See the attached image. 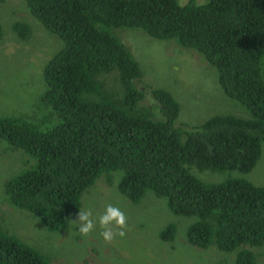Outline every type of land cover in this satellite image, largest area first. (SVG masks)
Returning a JSON list of instances; mask_svg holds the SVG:
<instances>
[{"label":"trees","instance_id":"16d2710c","mask_svg":"<svg viewBox=\"0 0 264 264\" xmlns=\"http://www.w3.org/2000/svg\"><path fill=\"white\" fill-rule=\"evenodd\" d=\"M30 13L55 33L62 47L46 63L47 90L39 108L57 122L42 130L24 117L0 116V141L37 155L39 163L4 182L9 202L35 212L55 230L81 209L82 193L105 173L122 172L119 191L133 202L147 190L167 198L176 214L196 219L189 243L233 251L264 244V185L246 178L207 183L191 172H250L264 142V0H26ZM141 27L159 39L202 53L215 65L226 94L252 116L220 114L196 130L176 126L180 105L165 89H153L164 120L136 113L144 93L136 86L138 60L112 28ZM14 30L31 36L26 21ZM4 31L0 23V41ZM119 70L124 95L103 88L100 75ZM46 127V126H42ZM186 134V135H185ZM185 135V137H184ZM111 173V174H110ZM6 195V194H5ZM176 224L162 238L172 240ZM0 264H49L31 245L0 229ZM236 264H255L251 250Z\"/></svg>","mask_w":264,"mask_h":264},{"label":"rangeland","instance_id":"374dc122","mask_svg":"<svg viewBox=\"0 0 264 264\" xmlns=\"http://www.w3.org/2000/svg\"><path fill=\"white\" fill-rule=\"evenodd\" d=\"M187 1L179 0L181 4ZM0 20L5 32L0 41V116L24 117L46 126L38 125L42 130L50 129L57 122L56 115L39 108L41 92L46 89L43 69L60 49L61 40L30 13L25 0H1ZM18 20L26 21L32 30L25 41L14 31L13 24ZM112 31L140 64L142 76L136 80L137 87L144 93L138 106L140 112L150 108L155 117H161L159 101L153 96L150 84L154 89L170 91L177 98L181 110L176 126L185 132L196 130L217 114L252 116L246 106L226 94L218 69L208 61L207 64L197 51L184 48L175 39L151 36L141 27H115ZM262 68L264 70V57ZM101 81L104 89L123 97L124 87L118 70L104 72ZM2 140L0 229L36 248L49 264H236L242 248L255 253V264H264V244H243L234 251H222L215 245L202 248L189 243L186 229L196 218L174 213L168 207L167 198L157 196L152 190H147L140 201H131L118 189L120 170L114 171L112 182L108 181L109 173H105L80 198V211L91 210L93 218L103 214L107 205L124 213V227L109 226L113 231L111 241L102 238L103 229L98 224L88 234L80 233L73 225L78 214L70 219L67 227L50 230L35 212L12 205L6 197L4 181L31 168L35 159L34 164L24 167L21 151ZM191 171L207 183L246 178L256 185H264V142L261 158L250 172L200 170L195 166ZM171 223L177 227L175 237L165 240L162 232ZM119 232L123 235H118Z\"/></svg>","mask_w":264,"mask_h":264},{"label":"clouds","instance_id":"9594fccd","mask_svg":"<svg viewBox=\"0 0 264 264\" xmlns=\"http://www.w3.org/2000/svg\"><path fill=\"white\" fill-rule=\"evenodd\" d=\"M1 1V0H0ZM189 1V0H188ZM187 1V2H188ZM25 3H26V5H27V7H28V4H27V2H26V0H25ZM29 9V8H28ZM36 18V17H35ZM37 19V18H36ZM18 21H20V20H18ZM16 22V21H15ZM14 22V23H15ZM0 23H1V25H4L3 23H2V21L0 20ZM14 25V24H13ZM3 27V26H2ZM46 29V28H45ZM47 30V29H46ZM15 31V30H14ZM48 32H51V31H49V30H47ZM16 32V31H15ZM17 33V32H16ZM51 33H53V32H51ZM4 34H5V32H4ZM18 34V33H17ZM53 34H55V33H53ZM56 35V34H55ZM57 36V35H56ZM58 37V36H57ZM3 38H4V35H3ZM58 39H59V37H58ZM62 43V42H61ZM61 47H62V45H61ZM60 47V48H61ZM184 48H188V47H185V46H183ZM189 49H191V48H189ZM194 50V49H193ZM196 51V50H195ZM198 52V51H197ZM199 53V52H198ZM56 54V53H55ZM54 54V55H55ZM203 57H204V59L206 60V62L208 61L207 59H206V57L202 54V53H200ZM53 55V56H54ZM52 56V57H53ZM51 57V58H52ZM50 58V59H51ZM49 59V60H50ZM48 60V61H49ZM47 61V62H48ZM209 62V61H208ZM208 62H207V64H208ZM210 63V62H209ZM210 64H212V63H210ZM46 65V64H45ZM213 65V64H212ZM215 66V65H214ZM216 67V66H215ZM217 68V67H216ZM114 70H117V69H114ZM119 71V70H118ZM120 73V72H119ZM103 74V73H102ZM101 74V75H102ZM101 75H100V80H101ZM141 76H142V73H141ZM141 76L140 77H138V78H141ZM120 78H121V75H120ZM137 78V79H138ZM136 79V80H137ZM136 80H135V83H136ZM46 83V82H45ZM137 86V85H136ZM149 88H150V90H151V92H152V94H153V96L159 101V109H160V112H161V117H155L154 115H153V113H152V110L150 109V108H148V109H145L144 111H139L138 110V106H139V104H138V106H137V109H136V113H138V114H145L146 116H148V117H150V118H152V119H154V118H158V119H155V120H164L165 119V116H164V113H163V104H162V102L155 96V94L153 93V87L149 84ZM156 89H163V88H156ZM47 90V84H46V89L45 90H43L41 93H43V95H44V93H45V91ZM166 90V89H165ZM168 91V90H167ZM170 92V91H169ZM171 93V92H170ZM173 95V94H172ZM174 96V95H173ZM175 97V96H174ZM176 98V97H175ZM143 99V98H142ZM176 100H177V98H176ZM178 101V100H177ZM178 103H179V101H178ZM179 105H180V103H179ZM180 110H181V107H180ZM151 113H152V116L154 117H152L151 116ZM179 114H180V112H179ZM227 114H233V113H227ZM217 115H220V114H217ZM236 115V114H235ZM215 116V115H214ZM163 117V119H160V118H162ZM179 117V116H178ZM241 117V116H240ZM246 118H250V117H246ZM10 144V143H9ZM11 145V144H10ZM13 146V145H12ZM13 147H15V146H13ZM17 148V147H16ZM20 151H21V153L23 154V156H24V163H25V166L24 167H26V166H29V165H32V164H34V159H35V164H38L39 163V160H38V157H37V155H30V154H28L26 151H24L23 149H20V148H18ZM1 151V150H0ZM34 164V165H35ZM33 165V166H34ZM32 166V167H33ZM192 166H195V165H192ZM23 167V168H24ZM195 167H197V166H195ZM198 168V167H197ZM199 169V168H198ZM27 170V169H26ZM201 170V169H200ZM205 170V169H204ZM24 171V170H23ZM23 171H21V172H23ZM20 172V173H21ZM192 172V171H191ZM19 174V173H18ZM194 174V173H193ZM17 175V174H16ZM15 176V175H14ZM14 176H12V177H14ZM12 177H10V178H12ZM198 177V176H197ZM10 178H7L4 182H6L8 179H10ZM201 179V178H200ZM99 225V227L101 228V229H103V231L100 233V235L102 236V238L105 240V241H111L112 239H113V231H112V229L109 227L110 225H116V226H118V227H124L125 226V216H124V213L119 209V208H117V207H113L112 205H107L106 206V208H105V210H104V212H103V214H100L98 217H96V218H93V214H92V211L91 210H89V211H79L78 212V215H77V219L75 220V221H73V225L76 227V228H78V231L80 232V233H82V234H88L89 232H91L95 227H96V225ZM64 228V227H63ZM60 229V228H59ZM55 230H58V229H55ZM118 235H123V232H119V233H117ZM14 238V237H13ZM16 239V238H15ZM243 244H248V243H243ZM243 244H241V245H243ZM240 245V246H241ZM250 245H252V244H250ZM239 246V247H240ZM254 246H260V245H254ZM242 249H247V248H242ZM242 249H240V250H242ZM236 250V249H235ZM239 250V251H240ZM248 250H250V249H248ZM234 251V250H233ZM238 251V252H239ZM252 251V250H251ZM253 252V251H252ZM254 253V252H253ZM238 255V254H237ZM254 255H255V253H254Z\"/></svg>","mask_w":264,"mask_h":264}]
</instances>
